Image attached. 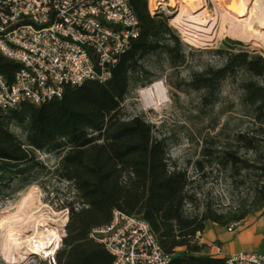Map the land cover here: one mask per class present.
<instances>
[{
    "label": "trees",
    "instance_id": "obj_1",
    "mask_svg": "<svg viewBox=\"0 0 264 264\" xmlns=\"http://www.w3.org/2000/svg\"><path fill=\"white\" fill-rule=\"evenodd\" d=\"M130 1L140 33L106 81L68 85L61 97L40 104L25 100L11 108L0 106V192L12 195L43 173L72 181L80 206L68 202L58 264H110L112 255L90 231L109 222L114 208L149 222L162 248L173 253L167 264H224L223 256L197 253L207 246L199 235L208 221L227 225L264 209V55L230 52L220 67L194 73L190 83L203 88L204 101L212 103L225 78L240 69L249 71L253 76L242 83V99L258 126L254 132H237L233 145H204L190 174L171 158L169 140L156 133V124L125 106L131 90L150 82L147 57L160 52L174 63L184 59L168 16L151 12L149 0ZM18 68L17 61L0 51V72L10 82ZM41 150L55 152L57 161L45 163ZM248 150L250 155L243 153ZM207 167L226 170L232 187L246 185L249 194L226 209L211 202L200 205L199 180L208 176ZM179 246L185 248L175 252Z\"/></svg>",
    "mask_w": 264,
    "mask_h": 264
},
{
    "label": "built area",
    "instance_id": "obj_2",
    "mask_svg": "<svg viewBox=\"0 0 264 264\" xmlns=\"http://www.w3.org/2000/svg\"><path fill=\"white\" fill-rule=\"evenodd\" d=\"M140 29L130 0H0V51L19 63L11 82L0 72V106L11 108L25 100L40 104L61 97L68 85L86 79L106 81ZM61 179L72 195L56 202L59 209L53 212L62 214L50 225L58 235L45 243L44 256L33 253L48 264H58L68 202L80 206L72 181ZM241 221L228 223L227 229L237 230ZM90 236L112 255L110 264H167L173 256L162 248L145 218L121 208H114L110 221L93 227ZM223 257L224 264H264L260 251Z\"/></svg>",
    "mask_w": 264,
    "mask_h": 264
},
{
    "label": "rangeland",
    "instance_id": "obj_3",
    "mask_svg": "<svg viewBox=\"0 0 264 264\" xmlns=\"http://www.w3.org/2000/svg\"><path fill=\"white\" fill-rule=\"evenodd\" d=\"M155 3L151 7L149 0L151 12H162L168 16L180 37L184 59L174 63L160 52L147 57L145 63L150 70V82L131 90L125 106L129 112L142 113L156 124V133L166 135L169 140L171 158L180 166L187 167L192 174L191 162L200 155L204 145H233L237 132H254L258 126L250 114V107L242 99V83L253 76L249 71L240 69L225 78L212 103L204 101L203 88H196L190 83L194 73L220 67L230 52L244 50L264 55V46L244 41L226 30V0H155ZM156 80L164 84L168 97L159 107L147 106L140 90ZM11 127L20 138H24L19 126L13 124ZM38 153L39 158L50 166L57 161L53 151L41 150ZM243 153L250 155L251 150ZM210 168H206L210 171L208 176L199 180L202 188L199 192L200 205L211 202L219 209H226L249 194L246 185L237 189L232 187L226 170ZM31 187L38 189L43 208L52 216L49 224L62 214L53 212L59 209L56 204L72 195L70 186L64 180L57 175L43 173L36 182L12 195L7 194V190L0 192V219L17 210L20 199ZM184 248L179 246L175 252ZM0 261V264H45L46 260L31 254L19 262H8L0 253Z\"/></svg>",
    "mask_w": 264,
    "mask_h": 264
},
{
    "label": "bare ground",
    "instance_id": "obj_4",
    "mask_svg": "<svg viewBox=\"0 0 264 264\" xmlns=\"http://www.w3.org/2000/svg\"><path fill=\"white\" fill-rule=\"evenodd\" d=\"M154 4L155 0H150L151 7ZM226 4V30L244 41L264 46V0H226ZM140 94L145 105L153 107H159L168 97L160 80L142 88ZM43 207L38 189L31 187L20 199L17 210L0 219V253L8 262H19L37 251L42 256L47 253L45 243L56 238L58 231L49 224L52 216Z\"/></svg>",
    "mask_w": 264,
    "mask_h": 264
},
{
    "label": "crops",
    "instance_id": "obj_5",
    "mask_svg": "<svg viewBox=\"0 0 264 264\" xmlns=\"http://www.w3.org/2000/svg\"><path fill=\"white\" fill-rule=\"evenodd\" d=\"M207 246L197 253L217 256L236 251H260L264 253V209L247 215L241 221L239 229L230 231L225 225L208 221L205 230L199 235ZM220 251L217 253L218 249Z\"/></svg>",
    "mask_w": 264,
    "mask_h": 264
}]
</instances>
